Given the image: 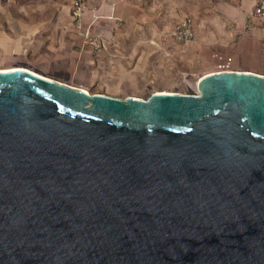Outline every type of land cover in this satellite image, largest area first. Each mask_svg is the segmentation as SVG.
Returning a JSON list of instances; mask_svg holds the SVG:
<instances>
[{
	"label": "water",
	"instance_id": "water-1",
	"mask_svg": "<svg viewBox=\"0 0 264 264\" xmlns=\"http://www.w3.org/2000/svg\"><path fill=\"white\" fill-rule=\"evenodd\" d=\"M198 89L0 71V264H264V75Z\"/></svg>",
	"mask_w": 264,
	"mask_h": 264
},
{
	"label": "crops",
	"instance_id": "crops-1",
	"mask_svg": "<svg viewBox=\"0 0 264 264\" xmlns=\"http://www.w3.org/2000/svg\"><path fill=\"white\" fill-rule=\"evenodd\" d=\"M73 1L24 0L29 9L23 13L2 11L1 52L8 59L23 58L27 51L57 57L62 51L88 49L87 33L99 34L106 43L119 47L116 49L144 52L152 42L146 34L169 33L185 14L193 18L195 34L200 37L216 35L231 40L240 35L241 43L247 38L264 42V15L252 13L256 0H81L83 15L79 22L72 12ZM10 66L50 78L29 67Z\"/></svg>",
	"mask_w": 264,
	"mask_h": 264
},
{
	"label": "rangeland",
	"instance_id": "rangeland-1",
	"mask_svg": "<svg viewBox=\"0 0 264 264\" xmlns=\"http://www.w3.org/2000/svg\"><path fill=\"white\" fill-rule=\"evenodd\" d=\"M25 4L24 0H0V22L4 20L2 11L9 10L17 15L29 9ZM172 29L167 34L165 30L146 34L152 42L144 52L116 49L117 46L109 41L106 47L91 45L88 49L62 51L57 57L48 58L27 51L23 58L11 56L8 59L1 52L0 43V67H29L66 85L120 99L146 98L160 90L196 94L200 77L211 71L233 69L264 75V42L256 43L247 38L242 44L238 39L240 35L224 40L216 35L200 37L195 34L192 41L183 43L173 37ZM98 35L88 34L87 40Z\"/></svg>",
	"mask_w": 264,
	"mask_h": 264
},
{
	"label": "built area",
	"instance_id": "built-area-1",
	"mask_svg": "<svg viewBox=\"0 0 264 264\" xmlns=\"http://www.w3.org/2000/svg\"><path fill=\"white\" fill-rule=\"evenodd\" d=\"M74 4L73 15L76 20L79 21L80 17L83 15L82 3L80 0H75ZM252 13L256 15H264V0H256ZM171 34L180 42L188 43L192 41L195 38L193 18L190 15L185 14L174 26ZM86 37H88V33L86 34ZM89 43L93 46L100 45L106 47V42L100 35L93 40H90Z\"/></svg>",
	"mask_w": 264,
	"mask_h": 264
},
{
	"label": "bare ground",
	"instance_id": "bare-ground-1",
	"mask_svg": "<svg viewBox=\"0 0 264 264\" xmlns=\"http://www.w3.org/2000/svg\"><path fill=\"white\" fill-rule=\"evenodd\" d=\"M14 68H22V67H14V66L13 67H11V66L10 67H4L3 69H0V71L11 70V69H14ZM24 69H26V68H24ZM27 70H28V68H27ZM29 71L33 72L32 70H29ZM208 73H210V72H208ZM208 73H206V74H208ZM206 74H204V75H206ZM81 89H83L84 91H86L84 88H81ZM155 92L172 93V92H169L167 90H163V91L160 90V91H155Z\"/></svg>",
	"mask_w": 264,
	"mask_h": 264
}]
</instances>
